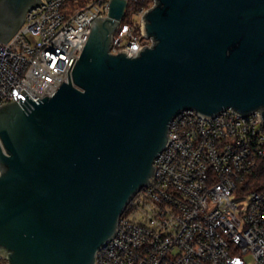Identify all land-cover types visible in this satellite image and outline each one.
I'll use <instances>...</instances> for the list:
<instances>
[{
    "label": "water",
    "instance_id": "95a60500",
    "mask_svg": "<svg viewBox=\"0 0 264 264\" xmlns=\"http://www.w3.org/2000/svg\"><path fill=\"white\" fill-rule=\"evenodd\" d=\"M48 1V0H47ZM42 0H0L8 42ZM126 0H110L68 81L0 105V258L96 264L127 205L155 176L183 110L264 122V0H153L144 45L112 54ZM73 61V60H72ZM72 63V62H71Z\"/></svg>",
    "mask_w": 264,
    "mask_h": 264
},
{
    "label": "built area",
    "instance_id": "2783aa9c",
    "mask_svg": "<svg viewBox=\"0 0 264 264\" xmlns=\"http://www.w3.org/2000/svg\"><path fill=\"white\" fill-rule=\"evenodd\" d=\"M109 1L42 0L32 7L14 36L0 42V105L24 99L22 89L33 99L54 95L68 81L90 22L107 16ZM140 1L126 0L112 54L135 56L151 45L142 16L153 0L136 8ZM169 138L154 159L152 183L127 205L96 264H264V190L246 185L264 172L259 114L225 110L207 118L183 110L171 121Z\"/></svg>",
    "mask_w": 264,
    "mask_h": 264
},
{
    "label": "trees",
    "instance_id": "16d2710c",
    "mask_svg": "<svg viewBox=\"0 0 264 264\" xmlns=\"http://www.w3.org/2000/svg\"><path fill=\"white\" fill-rule=\"evenodd\" d=\"M84 1H88V0H68V3L70 5H74V4L80 5ZM150 2H151L150 0H143L135 3V7L136 8L148 7ZM126 20H127V15L125 16L123 21ZM246 183L248 189L264 190V172L260 171L255 175L248 177ZM0 264H6V262L0 261Z\"/></svg>",
    "mask_w": 264,
    "mask_h": 264
},
{
    "label": "rangeland",
    "instance_id": "374dc122",
    "mask_svg": "<svg viewBox=\"0 0 264 264\" xmlns=\"http://www.w3.org/2000/svg\"><path fill=\"white\" fill-rule=\"evenodd\" d=\"M149 5H150V3H149Z\"/></svg>",
    "mask_w": 264,
    "mask_h": 264
}]
</instances>
